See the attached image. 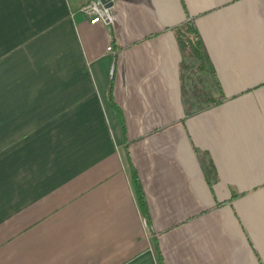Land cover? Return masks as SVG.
Wrapping results in <instances>:
<instances>
[{
	"label": "crops",
	"instance_id": "crops-1",
	"mask_svg": "<svg viewBox=\"0 0 264 264\" xmlns=\"http://www.w3.org/2000/svg\"><path fill=\"white\" fill-rule=\"evenodd\" d=\"M89 1L0 0V264H264V0Z\"/></svg>",
	"mask_w": 264,
	"mask_h": 264
},
{
	"label": "trees",
	"instance_id": "trees-1",
	"mask_svg": "<svg viewBox=\"0 0 264 264\" xmlns=\"http://www.w3.org/2000/svg\"><path fill=\"white\" fill-rule=\"evenodd\" d=\"M177 35H178V40H179L180 44H182L183 46L189 44L188 46L191 47L192 53L195 54V56H197V58L199 60H201V61L203 60L207 64H209V59H208V56H207L206 51L204 49L201 36H200L197 28L195 27V25L192 22H188V23L180 26ZM187 35H189V36L191 35L193 38V41H190L189 37H187ZM108 102L117 111L118 118L120 119V123L123 127V134L126 135L125 119L123 117L122 112L117 109V106L115 104L114 97H113L112 88L109 90V93H108ZM133 183L135 186L137 199H138V203L140 205V208H141L142 212L146 216H148L149 210H148V206H147L145 192L142 188L140 180L138 179L137 173L135 171L133 172ZM146 219H147V217H146Z\"/></svg>",
	"mask_w": 264,
	"mask_h": 264
},
{
	"label": "built area",
	"instance_id": "built-area-1",
	"mask_svg": "<svg viewBox=\"0 0 264 264\" xmlns=\"http://www.w3.org/2000/svg\"><path fill=\"white\" fill-rule=\"evenodd\" d=\"M80 13L87 17L91 25L113 23V8H107L100 0L89 1L80 9ZM143 224L146 228L148 227L145 218Z\"/></svg>",
	"mask_w": 264,
	"mask_h": 264
},
{
	"label": "water",
	"instance_id": "water-1",
	"mask_svg": "<svg viewBox=\"0 0 264 264\" xmlns=\"http://www.w3.org/2000/svg\"><path fill=\"white\" fill-rule=\"evenodd\" d=\"M103 5H105L107 8H113L114 7V0H100Z\"/></svg>",
	"mask_w": 264,
	"mask_h": 264
}]
</instances>
